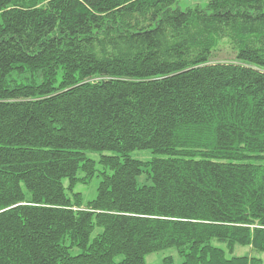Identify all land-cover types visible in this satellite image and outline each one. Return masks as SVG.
<instances>
[{"label": "trees", "instance_id": "16d2710c", "mask_svg": "<svg viewBox=\"0 0 264 264\" xmlns=\"http://www.w3.org/2000/svg\"><path fill=\"white\" fill-rule=\"evenodd\" d=\"M176 1L0 0V264H262L264 0Z\"/></svg>", "mask_w": 264, "mask_h": 264}, {"label": "rangeland", "instance_id": "374dc122", "mask_svg": "<svg viewBox=\"0 0 264 264\" xmlns=\"http://www.w3.org/2000/svg\"><path fill=\"white\" fill-rule=\"evenodd\" d=\"M209 0H177L175 6H178L181 9H194V8H200L205 9L207 6ZM218 57L225 59L228 56H230V48L228 45V42L226 39L222 40L218 46ZM102 154L110 155L111 152H87V156L91 159H93L96 162V175L90 180L88 183H80L74 188V192H79L82 194L83 202L86 203L96 197L97 194V186L100 181V175L99 173L103 171L102 166L99 164V158ZM154 155L150 150H134L130 153V157L137 160L142 161H148L151 160ZM146 173H143L141 176L137 178V182L139 185L147 184L149 181L147 180ZM64 185L67 186V180H64ZM66 194L69 197H72V194L66 190ZM97 232V231H96ZM92 235V237L95 235V233ZM218 247L225 250L227 256H248V257H256L261 260V263L264 264V252H258L254 249H252L249 246H240L236 245L233 247V250L231 252H228L225 244H217L216 242H213ZM73 254H76L78 252L77 248H73L71 250ZM171 256L175 262V264H181V258L176 251L175 248H169L160 250L151 254L146 255L145 262L146 264H160L163 258Z\"/></svg>", "mask_w": 264, "mask_h": 264}]
</instances>
